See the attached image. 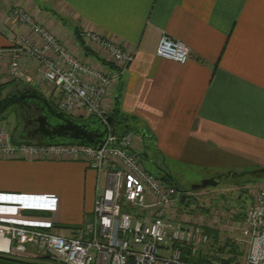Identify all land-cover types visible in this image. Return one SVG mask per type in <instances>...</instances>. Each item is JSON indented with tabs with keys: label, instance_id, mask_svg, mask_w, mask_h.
Segmentation results:
<instances>
[{
	"label": "crops",
	"instance_id": "obj_1",
	"mask_svg": "<svg viewBox=\"0 0 264 264\" xmlns=\"http://www.w3.org/2000/svg\"><path fill=\"white\" fill-rule=\"evenodd\" d=\"M13 6L99 69L112 67L83 55L72 28L83 40L96 32L132 52L113 91L115 106L152 134L164 158L206 172L201 178L264 168V0H0V49L17 34L34 40L24 25L7 21ZM161 33L186 45L183 63L155 55ZM84 42L109 62L105 50ZM24 61L30 76L20 83L51 100L38 87L37 61ZM10 79L1 67V91L17 89ZM112 105L105 100L106 112ZM140 141L135 135L136 150ZM97 179L79 159L0 158V222L72 233L91 219Z\"/></svg>",
	"mask_w": 264,
	"mask_h": 264
},
{
	"label": "built area",
	"instance_id": "obj_2",
	"mask_svg": "<svg viewBox=\"0 0 264 264\" xmlns=\"http://www.w3.org/2000/svg\"><path fill=\"white\" fill-rule=\"evenodd\" d=\"M7 21L24 25L33 41L22 34L8 49H0V68L14 80L27 82L24 59L37 61L41 81L56 88L58 110L68 114L81 109L104 121L105 100L113 99L118 78L132 58L116 42L87 31L85 41L105 50L112 68L92 66L72 54L46 26L26 10L13 6ZM154 53L164 59L183 63L186 45L164 33L158 37ZM111 101V100H109ZM134 133H107L101 146L71 143L37 144L12 142L10 131L0 124V158L79 159L95 171L96 180L91 219L72 233L0 222V253L25 254L29 250L48 255L56 264H206L189 260L200 255L213 258L211 264L232 257L225 264H264V187L253 195L243 211L238 233L229 239L242 254L220 252L209 244L205 229L217 222L188 220L171 204L178 190L171 183L144 171L132 151ZM224 241L219 243L222 246ZM185 246L186 253L181 247Z\"/></svg>",
	"mask_w": 264,
	"mask_h": 264
},
{
	"label": "rangeland",
	"instance_id": "obj_3",
	"mask_svg": "<svg viewBox=\"0 0 264 264\" xmlns=\"http://www.w3.org/2000/svg\"><path fill=\"white\" fill-rule=\"evenodd\" d=\"M40 82L41 84L38 87L46 92V95H50V99L53 101V98L57 94L55 89L51 85H47L44 81L40 80ZM6 93L7 91H0V95H5ZM18 110L19 108L16 103H11L0 114V124H3L10 132L15 131L21 124ZM68 112V114H71L72 116H87L81 109L77 111L70 110ZM125 122H128L129 126L132 128L131 130H133V142L135 135L141 139L139 142V145L141 143V149L138 148L136 150L132 144L133 154L136 156L141 168L156 178L161 179L162 176H165L173 186L176 185L181 190H189L185 191V193L189 194L193 199L190 203L183 206L176 200L171 204V207L174 210L183 212L188 220L198 221L203 219L204 221L209 222L212 219H215L217 224H211V229H216L218 232V244L223 242L226 238L230 239L232 236H236L238 233L239 221L241 219L233 218L232 215L241 212L240 209L243 211L245 210V208L251 203L256 190L264 187V178L261 177L260 174V176H255L252 173H248L247 171L249 170L239 169L235 170V172H242V174L233 177H224L223 175L225 172L221 173V179L214 187L208 186L205 188L192 189L190 188V185L199 182L202 179L201 177L206 175V172L189 170L184 165L176 164V162L171 161L166 156L164 158V156L160 155L158 150L154 148V140L152 139L153 136L150 132L142 131L141 127L135 123V120L130 117H127ZM121 127L122 125L115 124L116 131ZM167 168H169L172 179L164 172V170L167 171ZM235 197L240 198L241 201H236ZM185 200L187 201V197ZM203 208L206 210H203ZM49 230L54 231L53 229ZM61 234H65V232H61ZM209 244L211 245L210 239ZM6 255L33 260L39 259L37 256L40 254L33 250H29L25 254L10 253ZM47 260L50 264H56L51 259Z\"/></svg>",
	"mask_w": 264,
	"mask_h": 264
},
{
	"label": "water",
	"instance_id": "obj_4",
	"mask_svg": "<svg viewBox=\"0 0 264 264\" xmlns=\"http://www.w3.org/2000/svg\"><path fill=\"white\" fill-rule=\"evenodd\" d=\"M22 98L27 99L35 95L40 96L44 100L42 112L33 118L34 131L42 136L41 140H33L37 144H50V143H71L88 145L91 147H99L104 142L107 133L113 134V121L110 116H105L104 121L95 115L89 114L82 120H74L66 116V113L53 109L48 101L35 89L24 88L22 91ZM15 90L8 92L0 99V113L11 103H18L12 95H15ZM34 98V97H33ZM96 122H99L96 124ZM22 140H29L33 138H26L17 136ZM261 177L264 178V168L256 169ZM242 172L228 171L223 175L237 176ZM221 179V174L202 178L199 182L190 185L192 189L214 187ZM184 199V194L179 195V203L181 204Z\"/></svg>",
	"mask_w": 264,
	"mask_h": 264
},
{
	"label": "trees",
	"instance_id": "obj_5",
	"mask_svg": "<svg viewBox=\"0 0 264 264\" xmlns=\"http://www.w3.org/2000/svg\"><path fill=\"white\" fill-rule=\"evenodd\" d=\"M72 33H73V37H74V39L76 41V44L80 48V50H81V52H82L83 55L92 56L95 59H97L102 65H105V66H108V67H112V64L110 65L109 62H106V61L100 59L85 44V42L83 41V39L81 37L80 31H78L77 28H75V27L72 28ZM14 81H15L14 79H10L8 81V83H12ZM3 85H0V91H1V88H3ZM15 85H17V88H23V87L26 88V87H28L25 84H21L20 81H18ZM12 91H13V89H12ZM1 95H0V99L2 98ZM117 96H118V94L116 93V95L113 97V105H112L111 109L109 111H107L106 114H105V116H110L112 118V121H113L112 126H113V130H114V134H116V135L121 134V133H123L126 130H131L132 129L129 126V124L127 122H125L127 120V117L128 116L120 113L118 111V108L115 106L116 105V102H117ZM47 101H48V103L50 104V106L53 109L58 110L57 107H56V104H54L49 99H47ZM29 116H30V118H32V117H34L36 115H33V114H30L29 113ZM66 116H68V117H70L71 119H74V120H82V119L85 118V117H83L81 115H79V116H72V115L66 114ZM98 123L99 122H96V124H98ZM115 124L122 125V127L119 130L116 131ZM123 125H124V127H123ZM131 131H133V130H131ZM11 141L14 142V143L15 142H19V141L32 142L30 140H22V139H19L15 134L14 135L13 134L11 135ZM247 172L248 173H252L255 176H260L259 175L260 173L259 172H256V169L255 170H249ZM161 179L163 181H165V182H168V179L165 176H162ZM175 187H176V189L179 192L178 193L177 201H179V195L182 194V193L184 194V199H183V202L181 203V205L186 206L187 203H190L193 200L190 197L189 194H186L185 193V191H189V190H181L177 186H175ZM186 197H187V201L185 200ZM235 200L236 201H239V202L241 201V199L240 198H237V197H235ZM203 210H206V209L203 208ZM240 210H241V212L235 213L234 215H232V217L233 218H236V219H241V217L243 215V210L242 209H240ZM205 231L208 234L209 239L211 240V244L215 246V249L217 251L226 252V253H232L233 255L234 254H242L243 253V251H244L243 247L237 248L231 242H229V239H227V238L224 240V244L222 246H218L217 245L218 232H217L216 229L206 228ZM181 251H182V253H186L187 252L186 247L185 246H182L181 247ZM37 258H39V259H33V260H31V259H23V258H19V257H14V256L6 255V254H0V264H50V263L47 262L48 261L47 259H50L48 255L40 254L39 256H37ZM188 259L189 260H192V261H195V262L206 263V264H211V261H213V258H209L207 256H203L202 254L200 255V250L197 251L196 256H191L190 255L188 257ZM229 260H232V257L227 258V259H221V260H219V264H225Z\"/></svg>",
	"mask_w": 264,
	"mask_h": 264
},
{
	"label": "flooded vegetation",
	"instance_id": "obj_6",
	"mask_svg": "<svg viewBox=\"0 0 264 264\" xmlns=\"http://www.w3.org/2000/svg\"><path fill=\"white\" fill-rule=\"evenodd\" d=\"M24 88H17L15 89L16 94L12 95L13 98L18 101L16 105L18 106L19 110V118L21 119V124L19 128L16 129L17 136L26 137V138H33L29 139L30 141L33 140H41L42 136L34 131V124L33 118H30L29 113L33 115H38L42 112V108L44 105V100L40 96H33L27 99L22 98L21 95L23 94ZM12 94V92H11ZM34 142V141H33Z\"/></svg>",
	"mask_w": 264,
	"mask_h": 264
}]
</instances>
